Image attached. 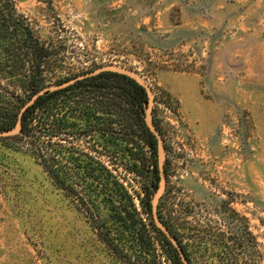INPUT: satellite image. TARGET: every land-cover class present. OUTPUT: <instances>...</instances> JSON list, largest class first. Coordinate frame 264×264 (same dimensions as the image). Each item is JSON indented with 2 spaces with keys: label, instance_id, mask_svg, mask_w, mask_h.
Segmentation results:
<instances>
[{
  "label": "rangeland",
  "instance_id": "obj_1",
  "mask_svg": "<svg viewBox=\"0 0 264 264\" xmlns=\"http://www.w3.org/2000/svg\"><path fill=\"white\" fill-rule=\"evenodd\" d=\"M13 2L63 51L53 84L108 64L144 79L165 152L161 214L190 264H264V0ZM125 175L139 193L141 179ZM0 264H121L28 153L2 140Z\"/></svg>",
  "mask_w": 264,
  "mask_h": 264
},
{
  "label": "trees",
  "instance_id": "obj_2",
  "mask_svg": "<svg viewBox=\"0 0 264 264\" xmlns=\"http://www.w3.org/2000/svg\"><path fill=\"white\" fill-rule=\"evenodd\" d=\"M61 52L40 39L13 0H0V131L13 127L34 93L53 84L52 67L64 58ZM146 102L145 89L131 77L99 72L39 95L23 110L19 133L0 140L28 153L116 261L134 264L147 256L141 264H161L158 244L172 264H182L152 219L158 171L156 140L143 119ZM127 172L141 179L139 193L127 188ZM157 212L190 264L162 217L160 201Z\"/></svg>",
  "mask_w": 264,
  "mask_h": 264
},
{
  "label": "water",
  "instance_id": "obj_3",
  "mask_svg": "<svg viewBox=\"0 0 264 264\" xmlns=\"http://www.w3.org/2000/svg\"><path fill=\"white\" fill-rule=\"evenodd\" d=\"M103 71H111V72H116V73L127 75V76L131 77L133 80H135L138 84H140L146 91L147 102H146L144 112H143V119H144V123H145L146 127L153 134V136L155 137V140H156V162H157V171H158V181H157L158 183H157V186H156V188H155V190L151 196V200H150L152 219H153L155 226L160 230V232L166 237V239L174 247L181 263L182 264H189V262L185 256V253L182 250V247L178 243L175 236L168 229V227L160 220L158 212H157V206H158V203H159V201L162 197V194L165 190V183H166L165 173H164V154H165V152H164V145H163L161 134H160L159 130L155 127L153 119H152V115H151V107H152V103H153L152 93L150 91V88L148 87V85L144 81V79L137 72H135L134 70H132L130 68L108 64V65L100 66L97 69H94V70H92L86 74H82L80 76H77L73 79L63 81L62 83L51 84V85L45 86L44 88H42L39 91H37L36 93H34L31 96V98L25 103V105L20 109L19 114H18L17 119H16V122L13 125V127L10 129H7V130L0 131V137L11 136V135H15V134L19 133L20 128H21V114H22L23 110L28 105H30L39 95L43 94L46 91L55 90V89L64 87V86L74 82L77 79H81V78L86 77V76H91V75H94V74H97V73L103 72Z\"/></svg>",
  "mask_w": 264,
  "mask_h": 264
}]
</instances>
